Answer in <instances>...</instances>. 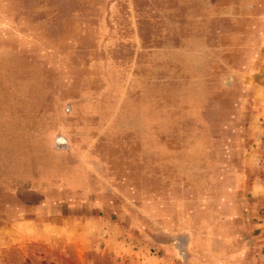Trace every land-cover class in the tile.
Returning <instances> with one entry per match:
<instances>
[{"label": "rangeland", "instance_id": "rangeland-1", "mask_svg": "<svg viewBox=\"0 0 264 264\" xmlns=\"http://www.w3.org/2000/svg\"><path fill=\"white\" fill-rule=\"evenodd\" d=\"M142 261L264 264V0H0V264Z\"/></svg>", "mask_w": 264, "mask_h": 264}, {"label": "crops", "instance_id": "crops-1", "mask_svg": "<svg viewBox=\"0 0 264 264\" xmlns=\"http://www.w3.org/2000/svg\"><path fill=\"white\" fill-rule=\"evenodd\" d=\"M107 252H108V253H107ZM106 253H107V256L109 255V256H111V257H112V256H113V254H114V253H113V254H112V253H110V251H109V250H107V249H106ZM114 261H115V260H114ZM142 263H143V264H145V263H144V261H142ZM172 264H173V263H172Z\"/></svg>", "mask_w": 264, "mask_h": 264}, {"label": "water", "instance_id": "water-1", "mask_svg": "<svg viewBox=\"0 0 264 264\" xmlns=\"http://www.w3.org/2000/svg\"><path fill=\"white\" fill-rule=\"evenodd\" d=\"M63 141H64L63 139L58 138L56 142H57V143H63Z\"/></svg>", "mask_w": 264, "mask_h": 264}]
</instances>
